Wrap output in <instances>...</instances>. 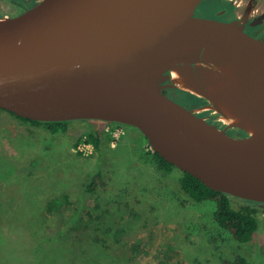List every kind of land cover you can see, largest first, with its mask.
Masks as SVG:
<instances>
[{"label": "water", "instance_id": "1", "mask_svg": "<svg viewBox=\"0 0 264 264\" xmlns=\"http://www.w3.org/2000/svg\"><path fill=\"white\" fill-rule=\"evenodd\" d=\"M205 1L47 0L22 17L0 18V109L32 121L132 126L153 151L209 188L264 203V41L247 35L239 20L199 17ZM207 47L242 67L257 134L199 116L222 115L196 70ZM176 66L201 95L175 84ZM169 89L211 107L196 112L201 107L189 109L164 93Z\"/></svg>", "mask_w": 264, "mask_h": 264}, {"label": "rangeland", "instance_id": "2", "mask_svg": "<svg viewBox=\"0 0 264 264\" xmlns=\"http://www.w3.org/2000/svg\"><path fill=\"white\" fill-rule=\"evenodd\" d=\"M220 7L202 3L197 15L214 17ZM205 112L220 121L214 110ZM108 128L119 129V137ZM89 131L113 142L84 155L78 151L83 141L76 142ZM151 149L132 126L75 120L52 132L0 109V264H59L51 261L56 246L50 238L64 255L100 257L84 260L92 264H264V210L253 240L238 242L215 222V203L192 200L180 186L182 172L158 170L146 154ZM54 200L61 205L49 209ZM111 246L128 255L107 251ZM37 249L47 261L37 258Z\"/></svg>", "mask_w": 264, "mask_h": 264}, {"label": "trees", "instance_id": "3", "mask_svg": "<svg viewBox=\"0 0 264 264\" xmlns=\"http://www.w3.org/2000/svg\"><path fill=\"white\" fill-rule=\"evenodd\" d=\"M207 4H219L221 5L219 10L224 8H230V4L226 0H217L215 2H203ZM171 92H176L177 94L182 95L184 100H178L179 103L187 106L189 109H195L198 107H202L207 104V101L203 98L195 96L191 93L184 92L182 90H170ZM11 113V112H10ZM15 115L14 113H11ZM207 112L199 114L200 117H205ZM17 116V115H16ZM19 117V116H17ZM21 121L42 125L47 127L52 132H57L59 130L66 131L68 125L72 121H62V122H40V121H32L30 119L19 117ZM103 122V121H102ZM107 123V122H105ZM222 123H218L217 125H221ZM139 131V130H138ZM236 132L241 133L244 137H247L248 134L240 129H235ZM142 134V133H141ZM143 135V134H142ZM144 139L148 142L147 138L143 135ZM86 141L91 143L96 151L102 152L103 148L110 145L113 142L112 138H108V142L103 139V135L99 131H89L85 134L84 138H80L77 140L76 145L82 141ZM146 154L153 157L154 163L157 166V169L164 173L173 172L176 167L169 163L165 158H163L160 154L153 151L152 149ZM182 172V171H181ZM102 178L101 173L97 174L95 178L92 180L90 186L88 187L89 191H93L96 184L99 183V179ZM179 183L181 188L185 193H187L192 200L196 203H205V202H214L216 208L214 210V218L215 222L229 234H231L238 242L242 244L250 243L255 233L258 231L260 223L258 219V215L261 210H264V206H259V204L255 201L245 200L237 197H233L227 193L213 190L206 186L201 180L195 178L193 175L182 172ZM56 200V199H55ZM54 200V201H55ZM52 202L49 204V209H54V206L61 205V202ZM33 229V228H32ZM34 230V229H33ZM37 231V229H35ZM34 233V231H32ZM40 238V237H39ZM41 239V238H40ZM57 238H50L49 242L55 248L53 249L55 252H52L51 261L52 262H60L59 264H92L93 262H84L85 259L93 260L99 262L100 257L93 256L90 254H86L85 257H80L75 254L64 255L61 253L60 247L55 244ZM40 241V240H39ZM48 241L46 238L44 242ZM38 245H35V249ZM112 249V250H111ZM263 254H264V244H263ZM117 250V253L120 255H128L127 250L120 247H107V251L114 252ZM37 254V258H41L43 262V258L46 259V256H42L39 249L35 250ZM77 260H81L83 262H78ZM72 261V262H71ZM106 264H121V262H107ZM223 264H245L243 259H239L236 262L225 261Z\"/></svg>", "mask_w": 264, "mask_h": 264}, {"label": "bare ground", "instance_id": "4", "mask_svg": "<svg viewBox=\"0 0 264 264\" xmlns=\"http://www.w3.org/2000/svg\"><path fill=\"white\" fill-rule=\"evenodd\" d=\"M196 70L216 109L222 113L220 120L244 128L250 134H257L259 128L254 116V98L242 67L224 50L207 47L203 53V62L197 64ZM172 77L175 84L182 89L201 95L189 83L181 68L173 67ZM209 107L211 104H206L205 109ZM200 111L199 108L196 110Z\"/></svg>", "mask_w": 264, "mask_h": 264}, {"label": "flooded vegetation", "instance_id": "5", "mask_svg": "<svg viewBox=\"0 0 264 264\" xmlns=\"http://www.w3.org/2000/svg\"><path fill=\"white\" fill-rule=\"evenodd\" d=\"M47 0H0V18H19L32 10L39 7L42 3ZM217 0H210L206 2H215ZM230 4V8H224L215 13V16L210 19L221 21V22H231L239 20L241 24L245 26V32L247 35L254 39H262L264 41V0H226ZM203 3V2H202ZM201 3V4H202ZM34 6L31 10V7ZM197 14V11H196ZM200 17V16H199ZM227 17V18H226ZM164 93L170 98H176L172 96V92L165 90ZM206 117V116H205ZM89 121V120H81ZM96 121V120H92ZM208 121L219 127L225 128L222 122L217 121L214 118L208 119ZM105 122V121H103ZM222 123L221 125H217ZM118 124V123H113ZM228 133L233 137H244L235 129H229Z\"/></svg>", "mask_w": 264, "mask_h": 264}, {"label": "built area", "instance_id": "6", "mask_svg": "<svg viewBox=\"0 0 264 264\" xmlns=\"http://www.w3.org/2000/svg\"><path fill=\"white\" fill-rule=\"evenodd\" d=\"M108 128V131L113 133L112 137L117 139L119 137V129L113 130ZM92 150H94V146L91 143L86 142L85 140L78 146V151L81 152L84 155H89Z\"/></svg>", "mask_w": 264, "mask_h": 264}]
</instances>
